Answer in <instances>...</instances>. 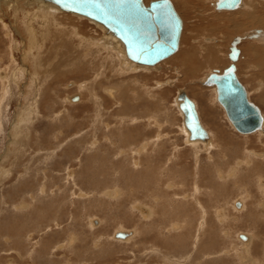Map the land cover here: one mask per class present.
I'll use <instances>...</instances> for the list:
<instances>
[{
	"label": "rangeland",
	"instance_id": "rangeland-1",
	"mask_svg": "<svg viewBox=\"0 0 264 264\" xmlns=\"http://www.w3.org/2000/svg\"><path fill=\"white\" fill-rule=\"evenodd\" d=\"M176 1L179 0H172L177 11L181 13L183 22L185 21L183 43L181 38V50L183 48L185 52H177L171 59L165 61L162 65L163 68H161L159 64L160 66L156 69H152L153 71H133L128 74H123L120 71V73L117 74V78H112L110 75H107V79H102L101 86H98L96 89V92L98 91V96L102 100H100V102L103 106L99 107L98 110H95V106L92 102L95 96L93 90L91 92L87 87L81 85L91 80L92 76L95 74L94 70H98L101 67V62L95 56L82 54L79 57L80 61L78 63L87 67L89 72L88 76H85V73H80L75 69L70 70L65 75H61L59 72L55 75L49 73L44 75L40 73L37 74L40 67L36 64V58L32 57L29 59L30 66L33 69L32 77H34L36 82H39V87L36 88L35 94L38 96L37 100L41 102L39 106H36V103L30 102L33 95L29 87L30 83H27V81H30L28 79L29 76L22 74L21 71L17 73L15 68H12V64L9 61L11 44L15 48L14 55L17 58V62L19 61L21 53H24L23 50H18L22 46L23 40L20 37H14L12 41H6L5 38H1V36L4 35L3 32L0 31V53L4 56L3 62L5 66L13 69L12 73L16 80L15 84H7L5 89H1L2 86H0V156H3L8 149L9 151H7V155L3 159V162L7 165L6 168L8 169L11 167L10 163L14 164L15 162L17 164V167L12 168L11 175L7 177L8 179H2L0 181V264H4L3 262L7 259H13L16 264H82L75 258L79 255L77 254L78 251L80 254L82 253L81 255L85 257L83 258L84 261H87L88 264H160L162 261V264H176V260L182 262V264H242L241 257L245 255L246 258H248L247 264L253 263V259L250 258V254H252L250 248L253 242L249 247V251L245 253L244 248L240 251L239 247L243 245L244 242L237 239L239 235L238 227L243 231L250 226V230H252L255 228V223L257 224L256 230L258 233L260 234V232H262L264 234V226L259 224L261 220H264V217H259V213H256L247 218L246 209H242L237 213L233 212L232 202L237 198L251 201L254 199L252 194L264 196V186L261 187L259 185L260 179L264 178V135H259L257 133H253V135H242L233 130L225 119L220 104V106H218L211 101L210 106L213 107V110L210 111L208 106L209 103L207 102L209 99L213 100L212 90H210L211 86H205L201 82L206 79L208 73L215 66L211 63L212 60H207L206 58L198 56V54L204 53V49L207 48V39L213 37L215 39V44L221 46L223 51L225 50L226 52L227 46L230 45L229 41L233 37V40L240 37L236 35L241 33L240 30L244 31L249 26L247 27L244 24L245 22H241L239 19L241 15L238 12L236 13V11L217 13L214 8L212 9L210 3L212 0H180L179 2L182 3L181 5ZM186 2H188V4ZM191 2H193L194 5ZM190 7L191 9H189ZM182 8H185L184 11H182ZM8 9H13L12 12L6 11L12 22V16L16 14L17 19H14V23L16 22L25 40L32 42L36 46L43 44L44 41L42 40L43 37L41 33L45 31V29L36 21L32 22V25L30 22L31 15L35 10H26L22 3L18 4L16 7L5 8V10ZM210 9H212V11ZM22 10L29 17V24L34 28V31H29V29L24 27L21 23L23 17ZM187 10L189 11L188 14ZM198 11L199 13L201 12L200 14L202 15H200ZM236 23L239 25H235ZM85 30L89 34L88 27H85ZM27 33H30L31 36H28ZM2 39L3 41H1ZM72 40L74 42V51L81 53L83 51L82 43L77 41L76 38L71 39V41ZM84 43L86 45L91 44L88 40H85ZM248 43V40H245L241 45L245 44L247 46ZM195 50L198 51L197 55H194ZM38 51L39 49L36 50V52ZM28 52L29 49L27 48V53ZM248 53V50H246L247 55ZM179 54H183V56ZM188 54L191 57H189ZM110 56L113 59L108 58L109 68L115 69L118 64V59L115 58L116 55L113 52H110ZM177 57H180V60L181 57H185L187 59L184 61L189 59L187 61L189 63L195 62V67L198 68H196L195 72L188 73L189 66L185 67L181 65L180 60L174 61ZM196 58L199 59L196 60ZM57 61L58 60H56V62ZM86 61L87 63L85 64ZM35 70H37V72ZM191 74L192 77L190 76ZM132 80H134L135 90L134 97L130 98L127 94L130 93L129 89L133 87L130 84ZM166 80H172L173 86H164L161 91L152 89L157 82ZM73 82L76 86L73 85ZM25 85H27V87H24ZM103 87H107L118 94L120 92L126 94V103L128 106L123 109V116H116L117 110L115 111L113 109V99H111L109 95L107 96L104 90H102ZM180 91H186L185 93H187L190 99L192 98L199 102L203 110L201 113V121L202 123L203 121L204 123L206 122L205 125L204 123L203 125L207 130L210 129L214 132V137H218L214 139L213 144L210 146L212 153H210V157L214 160L211 158L208 159V157L206 160V147H204V145L200 144L194 147V149H196L195 151L192 146L186 143V135L183 131L184 123H180V116L178 120V114H176L178 112L172 110L174 99ZM76 93L83 97L82 102L78 103L73 100V103H69V96L72 94L76 95ZM159 93L162 95L160 96L161 99H164L162 105L163 112L157 111L156 105L153 104V102L155 103V97ZM131 95L132 93L130 96ZM143 97L144 101L142 99ZM253 101L264 115V106L257 103L255 99H253ZM132 106V111L135 113L133 119L137 117V122L134 124L123 123L127 122L125 119L132 118L130 115ZM96 111H98V116ZM164 114H166V116ZM144 115L147 117H143ZM157 115L160 116L158 117V121H160L162 125L159 124V126H157L152 122H147V120H149L148 118H156ZM19 116L20 119L29 116V120L32 119V123L29 122V128L28 126L23 128L21 133L17 132L18 128L16 129L17 131H14L19 134L15 139L18 145L14 144V148H12L13 145H8L9 136L14 134V132H11L13 130L12 127L15 126ZM95 116L97 117L95 118ZM167 117H169V120ZM110 135H115V137H111ZM221 136H223L224 141L227 142L226 146ZM93 138L98 141V146L101 145V147L99 146L100 149H96L97 151L94 149L89 150V142H92ZM155 138H157L158 141H154ZM86 139H89L86 145L81 143V141ZM126 143H128V145ZM51 144L54 146H51ZM143 144L148 145V155L144 154L141 157V167L139 168L132 165L131 159H128V155L131 156L132 151L135 148L142 147ZM48 146H51V150L56 153V155L50 158L48 156L49 152L46 150L49 148ZM175 146H179L180 152H182V154L179 155L180 159L178 157L181 166L178 165V161L176 166H173L168 161L174 154ZM235 148L237 155L235 154ZM222 150H224V153L221 154ZM251 151L254 153H251ZM122 152L125 153L124 156ZM197 152H199V157H202L201 164L198 166L199 169L197 168L198 170L201 169L200 172L202 174L200 179L202 180L206 177L208 182L209 180L210 183L214 181V184H217L216 188L204 186L206 181L201 183L198 179L195 181L196 176L193 175L192 172L199 173V171L193 169V157ZM88 156L91 157V159L94 158V160H89ZM125 156V159L128 160L124 159ZM240 156H243L241 157L243 159L241 160V158H239L234 162L235 158ZM101 157L107 158L103 161ZM97 159L100 162H97ZM123 159L125 161H123ZM118 160L124 165L119 167ZM231 160H233L232 163H230ZM216 161V165H218L217 169H212L210 172L208 170L209 166L213 168L211 165ZM227 161H230V164L224 165L223 163H227ZM255 161L257 167L253 168ZM151 163L152 167L155 168L154 173L151 175L153 179L148 180L147 178H143V176L140 179L139 173L145 171L146 174V171H148L147 166H151ZM99 164H101L100 166L102 167H100ZM115 164L118 166H116L117 169H114ZM125 165H128V167H124ZM160 165L165 166V170H156ZM178 167H180L179 171ZM174 168L177 170V177L172 176V174L175 173V170H173ZM69 169L74 170V181L67 178V171ZM93 169L96 171L94 174L92 172ZM109 169H111V173L108 171ZM117 170L121 172L123 177L116 173ZM87 171L90 172L88 173ZM230 171H233V174H229ZM218 173H225L227 176L225 178L223 177L221 180L218 177ZM104 175L106 176L105 178ZM230 175L233 176L231 177ZM168 176H172L173 178L176 177L174 178L176 181H171L174 183L175 189L166 187L168 190L170 188L171 191L165 189V185L168 183L165 181V177ZM190 176L194 178L192 179ZM130 177H132L134 181H132ZM98 182L101 185H99ZM131 183H134L133 187ZM195 187L199 189H195ZM115 188H118L120 191L117 199L103 197L107 189L114 190ZM178 188L182 191L179 193L181 197H177L179 194L172 191L175 190L177 192ZM81 189L82 191H79ZM201 189H211L215 191L208 192L211 202L207 199L208 204H206L207 202H205V204L209 209L203 207L200 202L195 201L194 198V201L191 202L196 203L193 204L194 207L189 211L191 212V223L195 228L198 226V223L202 222L200 219L201 215L207 221L209 230L204 231V235H209L211 239L207 236L206 238L204 237V240L208 241L210 246L204 242V248L202 247L199 251L186 255L190 249L192 250V241L189 240L187 243L186 239H184V242H186V244H184V249L176 252V254H179L175 260L172 258L173 256H171L170 249L175 245L172 244L169 247L168 245L163 246L161 242H155V239L163 238L162 236L157 238L152 232L145 235L143 231H145L146 225L142 224L143 221H139L141 220L139 215L137 216V212L131 210L133 207L128 201H145L144 203L148 206L150 202H153L154 196L164 195L161 194V190H163L167 193L173 192L177 195L176 200H178V202L176 203V200H174L175 202H171L170 205L172 207L174 206L173 203H175V205L184 203L182 200H188L187 197L194 192L200 193L197 195V197L200 198L203 192ZM43 190L46 191L44 192ZM150 191L157 192V194L151 197L149 194ZM79 192H83L88 197L73 196L75 193L79 194ZM145 195L146 198L144 199ZM184 196H186V198H183ZM165 201H168L167 198H165ZM25 202L30 203L31 207L27 210H20L18 206ZM255 203L260 206L261 204L263 205L264 200L254 199L252 204ZM121 204L123 205L121 206ZM164 204L167 206V203ZM197 206L201 212L197 209ZM219 208H221V212L222 209L225 211V216H231V214L239 216L240 221H238L237 218L234 222L223 220L224 223L219 225L217 216ZM253 210L256 211L254 206ZM183 211L184 209H182V212ZM260 211L264 212V207L260 208ZM85 212L88 214H85ZM182 212L181 214H184ZM251 212L253 211L251 210ZM34 213L37 214L34 215ZM82 213L86 215L85 221L90 217L101 219L103 221L102 225H104L103 228L106 229H102L104 234L107 233V235H109L113 233V231L132 230L134 231V235L126 242L118 241L113 238L114 241L112 239L107 240V242L104 240L101 244L98 240L95 241L96 236L91 235L93 234L92 229L83 227L84 224L82 225L81 221ZM159 214L156 216L157 220L158 216L160 217ZM132 215L134 216L132 217ZM52 216L53 219H51ZM253 218L257 219L251 222L250 220ZM56 219L60 221L59 223L62 222V225L58 224L61 229L59 226L55 225L57 222ZM46 226L50 227H47L45 230ZM135 227L140 229H138L139 231L137 230V233L134 230ZM223 230L224 232L222 233ZM77 234L80 237L78 242ZM70 236H72L71 238L74 240L72 246L70 245ZM170 237H172V234L167 235L165 239ZM93 242H99L103 250L98 251L92 248ZM201 242L203 243V240ZM50 245L53 247H49ZM85 248L88 249L86 250ZM154 248H162L167 259H170L171 262L166 263V259L161 256H151L150 251ZM260 248L259 252L260 250L262 251L263 247L261 246ZM218 250L230 251V255H224L223 252L220 254L215 253L218 252ZM100 251L101 255L99 256L98 253H100ZM94 253L95 256H93ZM66 254L69 255V257L65 256ZM204 256L209 258V261L206 262V259L202 258Z\"/></svg>",
	"mask_w": 264,
	"mask_h": 264
},
{
	"label": "bare ground",
	"instance_id": "bare-ground-1",
	"mask_svg": "<svg viewBox=\"0 0 264 264\" xmlns=\"http://www.w3.org/2000/svg\"><path fill=\"white\" fill-rule=\"evenodd\" d=\"M151 1H155V0H144V3L146 6H149ZM172 1V0H171ZM180 1V0H179ZM179 1H176V2H179ZM199 1V0H198ZM201 1V0H200ZM190 2V1H189ZM217 2L218 0H212L211 3V6H212V9L214 8V10H216L217 13H222V12H232V11H236V13L238 12L241 16L239 17V19L241 20V22H245V26H249L247 29H245L244 31H241V33H238V35H236L239 39H240V42L237 44V49H239L240 51V55H239V58L237 61H232L230 58H229V53H230V50H231V47L230 45L232 46L231 42L233 40V38L229 41L230 42V45H228L227 47V51L225 52V50L223 51V49L221 48V46H219L218 44H215L214 42V37L211 38V39H207V48L204 49V53H200L198 54V51L195 50L194 52V55H197L200 56V57H203V58H206L207 60H212L211 63H213V67L211 69V71L208 73V75L206 76V79L201 82L203 83V85L205 86H211L210 90H212V94H213V100H208L207 103L208 106H209V109L210 111L213 110V107L210 106V103L211 101L214 103V104H217L218 106H220L221 104L219 103L218 101V92H217V88L215 85H208L206 84V80L207 78L209 77L210 74H212L213 72H218L219 74H222L223 71L228 68L229 65H231L232 63H234V65L236 66V76H237V65L238 67H240L241 69V72H244V75L245 78H248V80L251 81L252 78H254L253 80H255L256 83H254V91H252V96H253V99H255L257 101V103H260L264 106V0H242L240 2V4L238 5L237 8L235 9H224V10H218L217 9ZM22 3V5H24V8L26 10H35V12H33V14L31 15V25H32V22L36 21L40 24V26H42L45 31H42L41 35L43 37V44L41 45H34L32 42H28L25 40V37L22 35V33L19 31L17 25H16V22L14 23V19H17V16L15 14V16H12V19H13V22L10 20L7 12H12L13 9H8V10H5V8H11V7H16L18 4ZM173 3V2H172ZM180 3V2H179ZM188 4V2H186ZM193 4V2H191ZM190 3V5H191ZM205 3V2H204ZM177 4V3H176ZM182 3H180L181 5ZM174 5V4H173ZM194 5V4H193ZM197 5V4H196ZM199 6V5H198ZM188 8V7H187ZM176 9V7H175ZM185 8H182V11H184ZM191 9V7L189 8ZM212 9H210L212 11ZM7 11V12H6ZM177 11V9H176ZM193 11V9H192ZM208 11V10H207ZM206 11V13H207ZM178 12V11H177ZM188 10H187V14H188ZM191 12V11H190ZM68 12H64L62 11L58 6H56L55 4L47 1V0H32V1H29V0H0V31L3 32V35L4 36H1V38H5L6 41H12V39H14V37H20L22 38L23 42H22V46L18 49L19 51H24V53H21V56L19 58V63L17 62V58L15 57L14 55V52H15V48L13 47V45L11 44L10 46V50H11V54L9 56V61L11 62L12 64V68H15V70L18 72L21 71L22 74H26L27 76L31 77L28 79L30 81H27V83H30L29 87H30V90L32 91V95H33V98L30 100L31 103H36V106L40 105V102L39 100H37V95L35 94V90L36 88L39 87V82H36L34 80V77H32V72H33V69L31 68L30 66V60L32 57H35L36 58V64L39 68L38 72L37 70H35L38 73L40 74H57V72H59L61 75H65L66 73H68L70 70H77L79 71L80 73H85V76H88L89 75V72H88V69L87 67H85L84 65L78 63L80 61V56L82 54H85V55H91V56H95L100 62H101V67L100 69L98 70H94L95 71V74L92 76V79L89 80L87 83H83L81 85L87 87L91 92L93 90V93H95V96H94V100L92 101L93 102V105L95 106V110H98L99 107H103L102 106V103L100 102V97L98 96V91L96 92V89L98 86H101V82H102V79H107V75H110V77L112 78H117L118 75L120 73V71L123 73V74H128L130 72H133V71H145V72H149V71H153L152 69H156L158 68L160 65H161V68H163V64L165 63V61H167L168 59H171L172 56H174L175 54H177V52L181 53L185 52L182 48L181 50V47H182V43H183V34H184V31H185V27H184V22H183V31H182V35H181V38H182V43H181V40H180V45H179V48L178 50L172 55L170 56L169 58L161 61L160 63L156 64V65H153V66H145V65H140L132 60L129 59V57L127 56L126 54V50H125V46L124 44L122 43V41H120L113 33H111L108 29H106L103 25L95 22V21H92V20H89L85 17H82V16H74L75 14L73 15H69V14H72V13H69L67 14ZM179 13V12H178ZM199 13V11H198ZM201 13V12H200ZM199 13V14H200ZM211 13V12H210ZM22 14H23V17L21 19V23L24 25V27H26L27 29H29V31H34V28L29 24V20H28V16L27 14H25V12L22 10ZM185 14V13H184ZM179 15L181 16V13H179ZM198 15V14H197ZM202 15V14H200ZM204 16V15H203ZM201 17V16H200ZM183 20V19H182ZM217 20H220V19H217ZM213 21V20H212ZM28 22V23H27ZM239 23V22H238ZM230 24H231V21H230ZM237 25V23L235 24ZM239 25V24H238ZM237 25V26H238ZM232 26V25H231ZM251 26V27H250ZM85 27H88V30H89V34L88 32H86L85 30ZM209 27V26H208ZM236 27V26H235ZM235 27H234V30H235ZM242 27V26H240ZM210 28V27H209ZM245 28V27H244ZM237 29V28H236ZM243 29V28H242ZM218 30V29H217ZM231 30V29H230ZM238 30H239V27H238ZM257 31H260V38L257 39V40H252L250 41V39L248 40V36H252L254 34L257 33ZM243 32V33H242ZM220 33V32H219ZM2 34V33H1ZM232 34V33H231ZM28 36H31L30 33H27ZM235 36V37H236ZM247 37V38H246ZM73 38H76L77 41H80L82 43V46H83V51L81 53H77L74 51V42L73 40L71 41V39ZM237 39V38H236ZM234 39V40H236ZM243 39V41H242ZM69 40V41H68ZM85 40H88L91 42L90 45H86L84 43ZM233 40V41H234ZM245 40H248L252 43V46L251 48L248 50V55L246 54V45H241L242 42H244ZM3 41V39L1 40ZM242 41V42H241ZM210 43V45H209ZM233 43V42H232ZM240 44V45H239ZM249 45V43L247 44ZM27 48L29 49V52L27 53ZM39 49L38 52H36V50ZM243 50V53L245 55V58L243 59V54L241 53ZM110 52H113L115 55H116V59H118V64L117 66L115 67V69H111L109 68V62H108V58L109 59H113L111 56H110ZM0 53V86L1 89H5L6 88V85L7 84H15L16 83V80H15V77L13 76V73H12V68H7V66H5L4 64V56ZM180 55V54H179ZM189 55V54H188ZM193 55V54H192ZM47 56V57H45ZM180 56H183V54H181ZM186 56V55H185ZM94 57V58H95ZM189 57H191L189 55ZM193 57V56H192ZM247 57V58H246ZM185 59L187 58H182L181 57V60H180V57H177L174 59V61H178L180 60L179 62L181 63V65L188 67V73H193L196 71V68L198 67H195V62H187V61H184ZM199 59V58H198ZM196 58V60H198ZM56 60H58L56 62ZM191 60V59H190ZM87 63V61L85 62V64ZM179 63V64H180ZM160 64V65H159ZM166 65V64H165ZM204 65V64H203ZM206 66V65H205ZM176 67V66H175ZM178 70V69H177ZM44 71V73H43ZM85 71V72H84ZM185 72V71H184ZM198 72V70H197ZM12 73V74H11ZM186 73V72H185ZM180 75V74H179ZM241 75V74H240ZM192 77V74L190 75ZM194 76V75H193ZM239 76V75H238ZM237 76V78H238ZM109 77V78H110ZM180 77V76H178ZM239 79V78H238ZM241 79V78H240ZM247 81V79H245ZM134 80H132L130 82V84L133 86L132 88L129 89L130 93L127 94L128 97H134V83H133ZM240 81V80H239ZM241 82V81H240ZM252 82V81H251ZM253 83V82H252ZM73 85H75V83L73 82ZM252 85L251 83L249 84V88H251ZM69 86V85H68ZM164 86H173V81L172 80H166V81H159L156 83V85L152 88V89H156V90H159L161 91L162 88ZM244 86V84H243ZM24 87H27V85H25ZM245 87V86H244ZM216 88V89H215ZM246 89V87H245ZM252 89V88H251ZM104 92L107 94V96L109 95V97L112 100L113 102V105H114V110L116 111L117 110V115H121L123 116V109L126 108L128 105L126 103V94L124 92H120L119 94L116 92H113V90H110L109 88L107 87H103ZM128 91V92H129ZM247 91V89H246ZM186 92V91H185ZM184 91H180L179 94L181 93H185ZM132 93V95L130 96V94ZM205 93V92H204ZM249 92H247V95H248V99L250 102H252L254 105H256L253 101H251V99L249 98ZM78 93H76V95L72 94L71 96H69L68 98V101L69 103H73V98H77L78 100L75 101V102H78V103H81L82 100H83V97L82 96H79L77 95ZM179 94L177 93V97H175L174 99V102H173V105H172V110H175V112L177 111L178 113V120H179V116L181 117V120H180V123L183 122L184 125H183V131L186 135V143L190 146L193 147H196L200 144L204 145V147H206V154H205V157H206V160H207V157L208 159L211 158L210 156V153H211V149H210V146L212 144V138L210 140L209 143L207 144H204V143H201V142H207L209 140V138L212 136L211 134V130H207L206 127L203 125L202 121H200L202 118H201V113H202V109L200 107V104L199 102L195 101L194 99L191 98V100L194 102L195 104V107H196V110H197V114H198V117H199V121L200 123H202V127L204 128L205 132L207 133V136L204 140H201V139H196V140H191L190 139V132L188 131V129L186 128L185 126V115L183 113V111L180 109V101L178 100V96ZM187 95V93H185ZM74 95V96H73ZM73 96V97H72ZM161 93H159L154 101L155 103L153 102L154 105H156V109L157 111L159 112H163V108H162V105H163V98L161 99ZM188 96V95H187ZM188 98H190L188 96ZM143 101H144V97L142 98ZM102 101V100H101ZM91 102V101H90ZM104 104V103H103ZM220 104V105H219ZM105 105V104H104ZM257 106V105H256ZM258 107V106H257ZM97 108V109H96ZM150 108V107H149ZM221 108L223 110V114H224V117L225 119L227 120V122L229 123V125L232 127L233 130L237 131L234 127V125L231 123V121L229 120L228 116H227V113L224 109V107L221 105ZM259 108V107H258ZM155 109V110H156ZM133 110V106H132V109L131 111ZM260 112H261V115L263 117V124H262V128L260 130H257L253 133H257L259 135L263 134L264 135V115L262 114V111L261 109L259 108ZM133 112V111H132ZM131 112V113H132ZM21 113V112H20ZM53 113V112H52ZM56 113V112H55ZM98 113V111H96V114ZM130 113V115H132ZM162 114V113H161ZM160 115V114H159ZM159 115H157V117L155 118H148L149 120H147L148 123H154L155 125L159 126L160 124V121H158V117H160ZM166 116V114H164ZM56 116V115H55ZM98 116V114H97ZM95 116V118L97 117ZM125 116V115H124ZM163 116V115H162ZM44 117V116H42ZM126 117H129V116H126ZM143 117H147L146 115H144ZM137 118V117H136ZM136 118L133 119V122L132 124L136 123L137 120ZM147 119V118H146ZM166 119V117H165ZM167 119L169 120V117H167ZM19 120V121H18ZM18 120L16 121L15 123V126L12 127V133L14 131H17L16 129L18 128V131L19 133H21V131L23 130V128H26L28 126L29 128V122L32 123V119L29 120V116H26L25 118L23 119H20V116L18 117ZM177 121V120H176ZM231 123V124H230ZM162 125V123L160 124ZM22 126V127H20ZM20 127V128H19ZM15 129V130H14ZM119 130V129H118ZM187 130V131H186ZM129 132V130H128ZM238 132V131H237ZM84 133V132H83ZM116 133V132H115ZM209 133V134H208ZM239 134H242V135H252L253 133H250V134H243V133H240L238 132ZM125 134V133H124ZM17 133L14 132V134H11L9 136V141H8V145H13L12 148H14V144L18 145L15 141L16 137H17ZM57 135V134H56ZM101 135V134H100ZM119 135V134H118ZM129 135V134H128ZM210 135V137H209ZM258 135V136H259ZM22 136V135H21ZM59 136V135H58ZM111 137H115L110 135ZM89 137V136H88ZM60 138V137H59ZM88 140L89 139H86V140H83L81 141V143H83L84 145H86L88 143ZM158 141L157 138L154 139V141ZM190 141V142H189ZM197 141H201V142H197ZM222 141L225 142V146H226V141H224V139L222 138ZM191 142H196V143H191ZM128 145V143H126ZM154 144V143H153ZM36 145V144H35ZM62 145V144H61ZM126 145V146H127ZM51 146H54L51 144ZM51 146H48L49 148L46 149L48 153V156L49 158L53 155H56V153H54L52 150H51ZM57 146V145H56ZM101 147V145H99ZM98 146V141L95 140L94 142L90 141L89 142V150H98L100 149ZM125 146V147H126ZM157 147V146H156ZM264 147V146H263ZM109 149H111L110 147H108ZM240 148V147H239ZM148 145L147 144H143L142 147H139V148H135L133 151H132V155H128V159L130 158L131 159V163L132 165H135L136 167H141V157L144 155V154H147L148 155ZM175 149V147H174ZM12 150V149H11ZM51 150V151H50ZM56 150V149H54ZM96 150V151H97ZM196 151V149H194ZM7 151H9L8 149L6 150L5 154L3 156H0V181L3 179V180H6L8 179L7 177H9L11 174V170L12 168L14 167H17V164L14 162L13 163H10L11 167L10 168H6L7 165L5 162H3V159L5 158V156L7 155ZM112 154H114L111 150H109ZM198 151V150H197ZM224 150L221 151V154L224 153L223 152ZM243 151V150H242ZM241 151V152H242ZM56 152V151H55ZM150 152V151H149ZM219 152V151H218ZM36 153V151H35ZM123 153V156H124V152ZM151 153V152H150ZM173 153V152H172ZM171 153V154H172ZM199 152L196 153V155L193 157L194 158V167L193 169L195 171H199V173L195 172L192 174L196 176V179L195 181L198 179L201 182L203 181H206V184L204 186H212V187H215L217 186V184L215 183L214 184V181L213 183L211 182L210 183V180L208 182V179L205 177V179H200L201 177V172L200 170H198V166H200L199 164H201V160H202V157L200 158L199 157ZM251 153H254L253 151H251ZM41 154V153H39ZM102 154V153H101ZM165 154V153H163ZM180 153L179 152V148H176L174 150V154L170 157V159H168V161L173 165V166H176L177 165V161H178V157L180 159ZM212 154V153H211ZM235 154L237 155V151H236V148H235ZM97 155V154H96ZM118 155V154H117ZM201 155V154H200ZM46 156V155H45ZM91 156V155H90ZM109 156V155H108ZM107 156V157H108ZM225 156V155H224ZM100 157V156H99ZM107 157H101V160L103 159V161L105 160V158ZM122 157V156H121ZM153 157V156H151ZM243 156H240V157H236L234 162H236L237 159L241 158ZM263 157H264V153H263ZM89 160L91 159V157H89ZM98 158V157H97ZM126 158V156L124 157V159ZM195 158H196V161H195ZM226 158V157H225ZM94 160V158H92ZM91 159V161H93ZM99 159V158H98ZM97 159V162H100L98 161ZM125 160H128V159H125ZM213 159V158H211ZM228 159V158H226ZM243 158H241L242 160ZM250 159V158H249ZM2 160V161H1ZM8 160V159H7ZM6 160V161H7ZM100 160V159H99ZM214 160V159H213ZM111 161V160H110ZM109 161V162H110ZM117 161V160H116ZM174 161V163H173ZM211 161V160H210ZM250 161V160H249ZM96 162V161H94ZM102 162V161H101ZM107 162V161H106ZM105 162V163H106ZM153 162V161H152ZM179 162V161H178ZM193 162V161H192ZM230 162V161H229ZM227 161V163H223L224 165H227V164H230L233 162V160H231V162L229 163ZM251 162V161H250ZM18 163V162H17ZM111 163V162H110ZM118 163H119V167L120 166H123L124 164L122 163L121 164V161L118 160ZM125 163V162H124ZM128 163V162H126ZM217 161L214 162V166L211 165L213 168H211L209 166V171L211 172V170L213 169H217L218 165H216ZM252 163V162H251ZM103 164V163H102ZM112 164V163H111ZM114 164V162H113ZM101 164H99L100 166ZM107 165V164H106ZM110 165V164H109ZM151 166H147V169L148 171H146V174H145V171H141L139 173L140 175V179L141 177L143 176V178H147L148 180L149 179H153L151 177V175L154 173L155 171V168L152 167V163L150 164ZM163 165V164H162ZM160 165L159 168H156V170H165V166H162ZM181 166V162H179V164ZM234 165V164H233ZM25 166V165H24ZM104 166V165H103ZM116 164L114 165V169H117L116 168ZM162 166V167H161ZM192 166V165H191ZM28 167V166H27ZM102 167V166H100ZM118 167V166H117ZM124 167H128V165H125ZM155 167V166H154ZM257 165H256V161L255 163L253 164V168H256ZM198 168V169H197ZM49 169V168H48ZM53 169V168H52ZM85 169V168H84ZM105 169V168H104ZM113 169V168H112ZM113 169V170H114ZM120 169V168H119ZM180 167H178V171H179ZM58 170V169H57ZM87 170V169H86ZM173 170H175V173L172 174V176H176L177 177V170L176 168H174ZM235 170V169H234ZM47 171V170H46ZM45 171V172H46ZM60 171V170H59ZM71 171V172H70ZM107 171V170H106ZM108 171H110L111 173V169H109ZM208 171V172H209ZM248 171V170H247ZM43 172V171H42ZM88 172V171H87ZM90 172V171H89ZM88 172V173H89ZM93 174L94 172V169H93ZM233 171H230L229 174H233L232 173ZM50 173V172H49ZM48 173V174H49ZM109 173V172H108ZM119 174V176H122L121 172L119 170H117V172ZM47 174V173H45ZM211 174V173H210ZM223 174V175H222ZM218 173V177L222 180V178L226 177L227 175L225 173ZM50 175V174H49ZM90 175V174H89ZM74 176H75V173H74V170L73 169H69L67 171V178L68 179H72L74 181ZM101 176V175H100ZM111 176V174H110ZM172 176H168V177H165V181L168 182L166 185H165V189L168 190V188L166 187H170L172 189H175L174 188V183L171 182L172 180H175L174 178L176 177H172ZM231 177L233 175H230ZM229 176V177H230ZM47 177V175H46ZM50 177V176H49ZM48 177V178H49ZM71 177V178H70ZM106 176L104 175V178ZM109 177V176H108ZM123 177V176H122ZM192 179L194 178L193 176H190ZM83 178V177H82ZM95 178V177H94ZM93 178V179H94ZM132 181H134V179L132 177H130ZM139 178V177H138ZM137 178V180H138ZM40 179V178H39ZM43 179V178H42ZM46 179V178H45ZM50 179V178H49ZM120 180V179H119ZM92 181V179H91ZM129 181V179H128ZM176 181V180H175ZM212 181V180H211ZM95 182V181H94ZM110 182V181H109ZM112 182V181H111ZM79 183V182H78ZM99 183V182H98ZM102 183V182H101ZM205 183V182H204ZM214 184V185H210V184ZM132 184V187L134 186V183H131ZM82 185V184H80ZM99 185H101L99 183ZM111 185V184H109ZM203 185V184H202ZM259 185L261 187L264 186V178L263 179H260L259 181ZM48 186V184H47ZM94 186H95V183H94ZM44 188V187H43ZM112 188V187H111ZM169 188L168 191H171ZM177 188V187H176ZM264 188V187H263ZM45 189V188H44ZM195 189H199L198 187H195ZM44 192L46 190H43ZM42 191V193H43ZM79 191H82L79 190ZM104 191V190H103ZM174 191L176 194H179L180 192H182L179 188H178V191L176 192L175 190H172ZM203 191L200 195V198L197 197L198 194L200 193H191L192 195L188 196V200H182L184 203H181V204H178V205H175V203H173L174 206L171 207L170 203L171 202H175L174 200H176L177 197H179L181 194H179L178 196L175 195L173 192L171 193H167L163 190H161V194H164V195H159V196H154V194H157V192H153V191H150L149 194L151 195V197H153V202H150L149 205L147 206L144 202H141V201H134V202H130L128 201V203L133 207V209H131L133 212L136 211L137 212V216L139 215L140 219L139 221H143L145 223L142 222V224L146 225V229L145 231H143V233L145 235H148L150 234L151 232L153 234L156 235V237H161L163 239H155V242H161L163 244V246H166L168 245L169 247L173 244L175 245L174 247L170 248L171 249V256H173L172 258H174L176 260V257L178 256V254H176V252H179V250H182L184 249V244H186L187 241L191 240L192 243H191V246H192V250L190 249L188 251V253H186V255H189L191 253H194L196 251H199L202 247L204 248V242L210 246V243L206 240H204V237L206 238L207 236L209 237V235H204V231H208L209 230V225L207 224V221L204 219V217H200V219L202 220V222L198 223V226L195 228L193 226V224L191 223V212L189 211L191 208H193V202L191 201H194V198H195V201H199L200 204L203 206V207H206V209H209L208 206L206 204H208V200L210 199V195L208 192L212 191V192H215L211 189H206V190H202ZM63 192V191H62ZM45 194V193H44ZM104 194V193H103ZM119 194H120V191L118 188L114 189V190H109L107 189L104 196L103 197H107L109 199H117L119 197ZM189 194V192H188ZM249 194H252V193H249ZM29 195V194H28ZM73 196L75 197H83V198H86L88 197L86 194H84L83 192H79V194L75 193ZM177 196V197H176ZM32 197V196H31ZM181 197V196H180ZM102 198V197H100ZM146 198V195L144 196V199ZM165 198H167L168 201H165ZM183 198H186V196H184ZM206 199V200H205ZM208 199V200H207ZM242 200V205H243V208H244V204H246V206L248 207H252L251 203L249 201H246L245 199H241ZM115 201V200H113ZM112 202V201H111ZM178 202V200H176V203ZM205 202H207L205 204ZM209 202H211L209 200ZM235 201H233L234 203ZM239 202V201H238ZM237 202V203H238ZM126 203V202H125ZM154 203V204H152ZM164 203H167V206H165ZM198 203V202H197ZM22 207H26V209H29L31 207V204L30 203H21ZM20 204V205H21ZM107 204V203H106ZM124 204V203H123ZM121 204V206L123 205ZM199 204V203H198ZM19 205V206H20ZM120 205V203H119ZM169 205V206H168ZM18 206V208H19ZM113 206V205H112ZM115 206V205H114ZM130 206V208H131ZM200 206V205H199ZM201 206V207H202ZM237 208L233 207L232 206V211L233 212H239L242 210L241 208V205L240 203L237 204ZM119 207V206H118ZM117 207V208H118ZM128 207V206H127ZM198 207V206H197ZM260 208H263L264 205H260L259 206ZM186 208V209H185ZM85 209V208H84ZM127 209V208H126ZM182 209H184V211L182 212ZM199 210V207L197 208ZM221 208H219L220 210ZM22 210V209H20ZM39 210V209H38ZM86 210V209H85ZM122 210V209H121ZM130 210V211H131ZM217 211V216H218V224L219 225H222L224 223L223 220H230V222H234L236 218H240L239 216H234L231 214V216H225V211L222 209V212L221 210L220 211ZM30 211V210H29ZM32 211V210H31ZM120 211V210H119ZM131 211V212H132ZM200 211V210H199ZM207 211V210H206ZM205 211V212H206ZM88 212V211H87ZM132 212V213H133ZM184 213V214H181ZM201 212V211H200ZM203 212V211H202ZM204 212V213H205ZM256 213L260 212L259 210H256L254 211ZM31 213V212H30ZM33 213V212H32ZM122 213V212H121ZM121 213H120V216H121ZM127 213V212H126ZM160 213V214H159ZM207 213V212H206ZM37 213H34V215H36ZM82 217H81V221H82V225L83 227H87L88 229H92L93 231V234L91 235H94L96 236L95 238V241L98 240L101 244L102 242L105 240L107 242V240L109 239H112L113 238L115 240H120V241H123V242H126L128 241L133 235H134V231L132 230H127V231H117V232H114L107 235L103 233L102 229H105L103 228L104 225L103 224V221L101 219H95V217H88L89 219H86L85 221V217L86 215L85 214H88L85 212L82 213ZM128 214V213H127ZM157 214L160 215V217L158 216V220L156 218ZM253 213L251 211H247L246 213V217L248 218L250 215H252ZM29 215V214H28ZM27 215V216H28ZM208 215V213H207ZM57 216V215H56ZM89 216V215H88ZM91 216V214H90ZM134 215H132L133 217ZM206 216V215H205ZM51 217V216H50ZM49 217V219H50ZM130 217V215H129ZM53 219V216L52 218ZM55 219V217H54ZM74 219V217H73ZM208 219V217H207ZM48 220V219H47ZM57 221V219H56ZM138 221V222H139ZM209 221V219H208ZM52 222V221H51ZM60 221H57L56 222V226H59V225H62V222L59 223ZM59 224V225H58ZM208 225V226H207ZM54 226V225H53ZM135 226V225H134ZM137 226V225H136ZM47 227H50V226H46L45 227V230ZM60 227V226H59ZM207 227V228H206ZM43 228V227H42ZM52 228V227H51ZM64 228V227H63ZM206 228V229H205ZM53 229V228H52ZM61 229V227H60ZM139 229V228H138ZM136 227L134 228V230L136 231L137 233V230H138ZM44 230V229H43ZM50 230V229H49ZM54 230V229H53ZM63 230V229H62ZM61 230V231H62ZM106 230V229H105ZM140 230V229H139ZM138 230V231H139ZM225 230V229H224ZM224 230L222 231V233L224 232ZM56 231V230H55ZM64 231V230H63ZM155 231V232H154ZM38 232V231H37ZM42 233V232H41ZM169 234H172V237L168 238V239H165V237ZM52 235V234H51ZM78 236V239H77V242L79 241V235L77 234ZM153 236V235H152ZM211 236V235H210ZM72 236L69 237V240L71 239ZM110 237V238H109ZM210 238V237H209ZM250 238L251 236L250 235H241L239 237V239H241L244 244H245V247H244V251L247 252L248 251V248H249V243H250ZM152 239V238H151ZM184 239H186V242H184ZM211 239V238H210ZM68 240V241H69ZM146 240V239H145ZM161 240V241H159ZM163 240V241H162ZM203 240V243L201 242ZM114 241V240H113ZM74 240L71 239L70 241V245L72 246ZM99 242H93L92 243V248L96 249V250H103L102 248V245L99 243ZM86 243V242H85ZM110 243V242H109ZM188 243V242H187ZM202 244V245H201ZM201 245V246H200ZM48 246V245H47ZM49 247H53V246H49ZM91 248V249H92ZM102 248V249H101ZM83 249V247H82ZM86 249V248H85ZM85 249H84V252H85ZM88 249V248H87ZM86 249V250H87ZM81 250V249H80ZM90 250V249H89ZM83 251V250H82ZM101 251L100 253H98V255L100 256L101 255ZM87 252V251H86ZM96 252V251H95ZM105 252V251H103ZM151 256H156V257H163L165 260L166 263H170V259H167V256L165 255L164 253V250L162 248H154L152 249L151 251ZM215 252V251H214ZM221 252L224 253V255H230V251H227V250H222V251H219L218 252H215L217 254H220ZM77 254H79L78 256H76V260H79L82 264H88L87 261H84L83 258V255L80 254V252L78 251ZM105 254V253H104ZM87 255V254H86ZM84 255V256H86ZM97 255V254H96ZM67 257H69V255H65ZM75 256V255H74ZM95 256V253L94 255ZM89 257V256H88ZM95 258V257H94ZM196 258V257H195ZM204 259H206V262L209 261V258L207 257H202ZM243 258V257H242ZM245 258V257H244ZM68 259V258H67ZM189 259V258H188ZM89 260V259H88ZM180 260H184V259H180ZM222 260V259H221ZM227 261V260H226ZM163 262V261H162ZM162 262L160 264H162ZM246 261L244 260L243 263H245ZM4 264L5 263H8V264H16V262L13 260V259H7L3 262ZM176 264H182V262H179L178 260H176Z\"/></svg>",
	"mask_w": 264,
	"mask_h": 264
},
{
	"label": "water",
	"instance_id": "water-1",
	"mask_svg": "<svg viewBox=\"0 0 264 264\" xmlns=\"http://www.w3.org/2000/svg\"><path fill=\"white\" fill-rule=\"evenodd\" d=\"M62 11L85 17L103 25L125 46L130 60L153 66L172 56L179 48L183 20L171 0H155L146 6L144 0H47ZM242 0H218L217 9H235ZM233 41L229 58L237 61L240 55ZM215 85L218 101L224 107L235 129L250 134L262 128L263 117L259 108L249 101L247 91L236 76L232 63L222 74L213 72L205 81ZM77 101V98L73 99ZM180 109L185 115V126L190 139L204 140L202 127L194 102L185 93L178 96Z\"/></svg>",
	"mask_w": 264,
	"mask_h": 264
},
{
	"label": "crops",
	"instance_id": "crops-1",
	"mask_svg": "<svg viewBox=\"0 0 264 264\" xmlns=\"http://www.w3.org/2000/svg\"><path fill=\"white\" fill-rule=\"evenodd\" d=\"M260 31H257V33L256 34H254V35H252V36H248V40L250 39V41H252V40H257V39H259L260 38ZM247 38V37H246ZM242 41H243V39H242ZM241 41V42H242ZM250 41H248L249 42V45H250V47H249V45H247L246 46V50H249L250 48H251V46H252V43L250 42ZM241 50V49H240ZM242 52V54H243V59L245 58V55H244V53H243V50H241ZM247 58V57H246ZM230 66V65H229ZM228 66V67H229ZM237 76H238V78H239V80L241 81V83L242 84H244V86L246 87V89H247V92H249L248 94H249V98L251 99V101H253V96H252V91H254V88H253V86H254V83H256L255 82V80H253L254 78H252L251 79V81L253 82H251L250 80H248V78H245V76L244 75H242V74H244V72H241V69H240V67H238V65H237ZM241 74V75H240ZM241 78V79H240ZM245 79H247V81L245 80ZM252 84V85H250L251 86V88H249L248 86H249V84ZM216 89V88H215ZM254 102V101H253ZM256 104V103H255ZM132 115V118L131 119H125V120H127V122H123V123H132L133 122V117H134V114L135 113H131ZM263 114V113H262ZM116 116H118V115H116ZM99 118V117H98ZM201 121V120H200ZM202 124V123H201ZM229 124V123H228ZM231 124V123H230ZM209 130V129H208ZM210 131V130H209ZM211 132V134H212V136L210 137V135H209V140L207 141V142H201V141H197V142H201V143H204V144H207V143H209L210 142V140H211V138H212V144H213V141H214V139L215 138H218L217 136L216 137H214L213 136V133L214 132H212V131H210ZM209 134V133H208ZM256 134V133H255ZM253 135V134H252ZM96 138V137H95ZM221 138H223V136H221ZM92 141H95V139L93 138L92 139ZM190 142V141H189ZM191 143H196V142H191ZM176 148H179V146H175V149ZM174 149V150H175ZM179 152H180V148H179ZM180 153H182V152H180ZM116 189V188H115ZM253 195V197H254V199L255 200H264V196L263 195H258V194H252ZM258 195V196H257ZM253 199V200H254ZM253 200H251V201H249L250 203H251V205H252V207H247L246 206V204H244V208L243 209H246L247 211L249 210V211H253L252 213V215H255L256 214V212H254V210H253V206L255 207V209L256 210H259L260 211V208H259V205L257 204V203H255V204H252V201ZM20 202V201H19ZM234 205V203L232 202V206ZM263 205H264V203H263ZM21 206H22V204L19 206V209H22V210H27L26 208H27V206L26 207H22L21 208ZM259 214H258V216L259 217H264V212H258ZM252 215H250V216H252ZM249 216V217H250ZM248 217V218H249ZM257 218H253V219H251L250 221L251 222H253V221H255ZM237 220L238 221H240V218H237ZM259 224H261V226L263 225L264 226V220H261L260 222H259ZM254 225H255V228L254 229H252V230H250V226H248L247 228H246V230H240L239 229V227H238V230H239V235L240 234H242V233H245L246 235H250L251 236V238H250V244H249V247L251 246V244H252V242H253V244H252V246H251V248H250V251H251V253L252 254H250V258H252L253 259V263H248V264H264V234L262 233V232H260V234L258 233V231L256 230L257 229V224H255L254 223ZM264 228V227H263ZM249 229V230H248ZM239 235L237 236L238 238V240H240L239 239ZM72 239V238H71ZM242 241V240H241ZM243 242V241H242ZM263 247L262 248V251L260 250V252H259V248L260 247ZM242 248H244V246L243 245H240V247H239V250L240 251H242ZM261 249V248H260ZM240 251H239V253H240ZM248 251H249V248H248ZM246 253V252H245ZM243 257H245L246 258V255L245 256H243ZM241 259H242V257H241ZM248 261V260H247ZM247 261L244 263V264H247Z\"/></svg>",
	"mask_w": 264,
	"mask_h": 264
},
{
	"label": "flooded vegetation",
	"instance_id": "flooded-vegetation-1",
	"mask_svg": "<svg viewBox=\"0 0 264 264\" xmlns=\"http://www.w3.org/2000/svg\"><path fill=\"white\" fill-rule=\"evenodd\" d=\"M239 201V202H238ZM238 202V203H237ZM240 203V205H241V208L243 209V205H242V200L240 199V198H237L236 200H235V202H234V207L235 208H237L238 206H237V204H239ZM241 235H246L245 233H242V234H240L239 235V237L241 236ZM241 240V239H240ZM250 244V243H249ZM243 246L245 247V244L243 243ZM247 261L248 260V258H242L241 259V263L243 264V261Z\"/></svg>",
	"mask_w": 264,
	"mask_h": 264
}]
</instances>
